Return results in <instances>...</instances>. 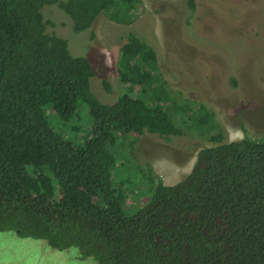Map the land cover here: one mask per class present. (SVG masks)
Listing matches in <instances>:
<instances>
[{
  "label": "trees",
  "instance_id": "obj_1",
  "mask_svg": "<svg viewBox=\"0 0 264 264\" xmlns=\"http://www.w3.org/2000/svg\"><path fill=\"white\" fill-rule=\"evenodd\" d=\"M139 3L0 0V230L74 248L75 257L94 264H264V139L244 135L201 147L174 184L156 180L149 168L143 174L151 195L135 212L123 209L137 188L130 175L119 179L115 171V180L114 140L180 133L176 114L186 120L180 111L194 103L167 85L151 46L134 34L120 46L125 90L111 103L100 101L90 90V61L49 30L54 22L42 8L55 4L82 31L99 13L130 24ZM195 3L184 0L190 11ZM81 107L90 122L75 143L52 127L47 110L67 122ZM187 119L216 125L202 104Z\"/></svg>",
  "mask_w": 264,
  "mask_h": 264
},
{
  "label": "rangeland",
  "instance_id": "obj_2",
  "mask_svg": "<svg viewBox=\"0 0 264 264\" xmlns=\"http://www.w3.org/2000/svg\"><path fill=\"white\" fill-rule=\"evenodd\" d=\"M195 2L190 11L184 0H140L130 24L99 13L82 31H74L69 17L55 4L42 8L44 17L54 22L49 30L67 40L72 55L90 61L94 72L90 90L100 101L111 103L125 90L117 72L120 46L134 34L151 46L153 67L167 85L180 93L179 98L194 103L191 111H180L186 120L176 114L180 133L160 137L144 132L114 140L112 150L119 160L113 175L115 171L119 179L130 175L131 186L137 188L124 200L128 214L151 195L143 171L151 168L156 180L174 184L190 171L201 147L244 135L264 139V0ZM141 65L147 66L145 61ZM201 104L213 114L212 129L187 119ZM79 109V117L67 122L47 110L52 127L75 143H81L90 122L87 108ZM75 251L56 250L43 240L0 230V264H94L75 257Z\"/></svg>",
  "mask_w": 264,
  "mask_h": 264
}]
</instances>
